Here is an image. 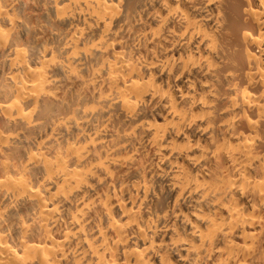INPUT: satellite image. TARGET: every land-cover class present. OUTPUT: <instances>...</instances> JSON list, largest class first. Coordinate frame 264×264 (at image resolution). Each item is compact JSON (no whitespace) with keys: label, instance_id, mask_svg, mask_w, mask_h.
<instances>
[{"label":"bare ground","instance_id":"1","mask_svg":"<svg viewBox=\"0 0 264 264\" xmlns=\"http://www.w3.org/2000/svg\"><path fill=\"white\" fill-rule=\"evenodd\" d=\"M0 264H264V0H0Z\"/></svg>","mask_w":264,"mask_h":264}]
</instances>
